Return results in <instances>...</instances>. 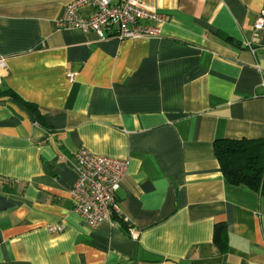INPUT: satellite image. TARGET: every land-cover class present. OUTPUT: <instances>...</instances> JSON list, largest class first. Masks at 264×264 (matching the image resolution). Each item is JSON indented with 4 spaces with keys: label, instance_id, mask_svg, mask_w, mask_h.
I'll return each instance as SVG.
<instances>
[{
    "label": "crops",
    "instance_id": "crops-1",
    "mask_svg": "<svg viewBox=\"0 0 264 264\" xmlns=\"http://www.w3.org/2000/svg\"><path fill=\"white\" fill-rule=\"evenodd\" d=\"M70 1L0 0V85L36 108L0 97V264H264V197L213 149L264 137V0H144L159 33L124 39L58 27ZM79 147L127 160L114 221L74 211Z\"/></svg>",
    "mask_w": 264,
    "mask_h": 264
},
{
    "label": "built area",
    "instance_id": "built-area-1",
    "mask_svg": "<svg viewBox=\"0 0 264 264\" xmlns=\"http://www.w3.org/2000/svg\"><path fill=\"white\" fill-rule=\"evenodd\" d=\"M91 6L92 11L82 16L79 9ZM164 17L144 0H72L68 2L58 18V27H78L84 31H95L101 38H138L155 36ZM264 26V9L254 22V34ZM105 30L111 31L107 36ZM251 47V41L246 40ZM73 72L68 77L73 78ZM264 96V74L260 81ZM76 180L70 189L73 208L84 222L97 226L104 221H114L118 211L116 192L126 173L127 160L110 156L95 155L84 147L75 153ZM49 231H62L63 225H50ZM135 238L136 232H130Z\"/></svg>",
    "mask_w": 264,
    "mask_h": 264
},
{
    "label": "trees",
    "instance_id": "trees-1",
    "mask_svg": "<svg viewBox=\"0 0 264 264\" xmlns=\"http://www.w3.org/2000/svg\"><path fill=\"white\" fill-rule=\"evenodd\" d=\"M8 95L20 100L15 92L0 85V97ZM24 103L36 110L33 104ZM213 149L220 171L230 184L246 185L264 197V137L220 138L214 140ZM224 233L225 225L216 223L213 240L220 249Z\"/></svg>",
    "mask_w": 264,
    "mask_h": 264
}]
</instances>
